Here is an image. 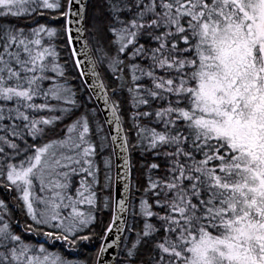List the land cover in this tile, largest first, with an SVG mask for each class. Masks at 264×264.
I'll list each match as a JSON object with an SVG mask.
<instances>
[{"label":"snow or ice","instance_id":"obj_1","mask_svg":"<svg viewBox=\"0 0 264 264\" xmlns=\"http://www.w3.org/2000/svg\"><path fill=\"white\" fill-rule=\"evenodd\" d=\"M0 189V264H264V0H0Z\"/></svg>","mask_w":264,"mask_h":264},{"label":"trees","instance_id":"obj_2","mask_svg":"<svg viewBox=\"0 0 264 264\" xmlns=\"http://www.w3.org/2000/svg\"><path fill=\"white\" fill-rule=\"evenodd\" d=\"M4 193H3V190L0 189V196H3ZM29 239H31L33 242H36L37 240H39L40 242H43L42 239L43 237H31L29 236ZM49 245H46V247H48ZM52 251H60L61 253L65 254V255H68V250H67V246L66 245H63L61 242H57L54 246L51 247ZM82 252H90L92 251V248L91 246H87V247H84L83 249H81ZM72 258V257H70Z\"/></svg>","mask_w":264,"mask_h":264},{"label":"rangeland","instance_id":"obj_3","mask_svg":"<svg viewBox=\"0 0 264 264\" xmlns=\"http://www.w3.org/2000/svg\"><path fill=\"white\" fill-rule=\"evenodd\" d=\"M44 240V238L42 239V241Z\"/></svg>","mask_w":264,"mask_h":264}]
</instances>
